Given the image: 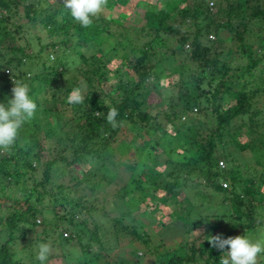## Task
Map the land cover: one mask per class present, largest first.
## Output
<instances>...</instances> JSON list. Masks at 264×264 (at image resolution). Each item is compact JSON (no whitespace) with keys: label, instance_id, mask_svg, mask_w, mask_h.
Returning <instances> with one entry per match:
<instances>
[{"label":"trees","instance_id":"obj_1","mask_svg":"<svg viewBox=\"0 0 264 264\" xmlns=\"http://www.w3.org/2000/svg\"><path fill=\"white\" fill-rule=\"evenodd\" d=\"M131 2L113 0L106 8L115 7L122 12L119 9ZM42 3L40 0H0V59L7 57L0 67V103L13 87L12 80H19L28 84L37 109L43 106L42 110L49 114L43 120L27 121L14 146L8 151L0 150L1 191L10 185L26 192L21 202L23 209L15 207L2 217L6 234L0 243V264H21L14 260L16 250L31 255L30 245L23 243L24 233L37 225L36 217L45 211L52 217L51 221L42 219L41 234L51 237L57 245L74 243L77 248L72 247L77 249L78 257L72 258L71 263L86 264L98 258L97 249L105 250L95 233L83 234L86 236L83 238L82 227L77 228L84 225L78 219L80 212L94 211L95 195L91 190L100 184L93 181L97 176L90 172L91 166L79 177L67 173V168L83 161L93 166L110 164L136 175L110 192L112 200H119L131 212H154L158 205L165 206L171 200L188 203L180 188L190 184L195 193L201 188L207 192L199 196L200 200L217 199V207L223 210L209 225V235L228 238L264 231V215H255L259 208H264V193L260 191L264 186V132L260 131L262 124L253 119L264 109L259 100L264 88L251 89L245 79L264 60V36L256 49L245 42L252 29L264 34V0H213L211 3L151 0L143 10L144 24L137 29L144 40L135 42L123 37L117 48L124 53L117 59L114 71L101 62L102 53L98 48L106 37L112 36L108 32L110 24H120L116 18L101 14L85 28L72 20L61 0H42ZM19 8L30 26L42 29L48 36L56 33L58 41L47 43L35 55L18 47L14 37L22 25L13 16L19 13ZM223 31L231 34L225 51L219 38ZM211 34L213 40L207 39ZM165 36H171L174 42L166 45ZM91 46L95 47V53L84 56L81 48ZM66 49L85 66L80 68L78 63L69 73ZM44 50L51 52L52 61L47 59V54L43 55ZM235 59L246 62L242 67L233 65ZM26 62L36 70L21 69L20 65ZM29 71L35 72L30 75ZM110 71L115 80L109 85L116 94L104 97L100 86L107 82ZM75 87L85 88L83 102L70 104L67 98ZM151 96L156 99L153 103ZM60 105L68 106V115H62L58 110ZM113 107L119 112L116 127L105 119L107 110ZM179 117L182 120L174 125ZM244 117L250 124L251 136L241 143L238 140L241 132L234 122ZM158 120L168 124L172 133L160 132ZM256 129L261 134L258 140L252 136ZM153 134L156 140L152 139ZM47 139L57 151L42 161V142H45L42 140ZM229 146L238 152H249L250 157L241 154L243 164L235 165L236 158L228 150ZM45 151L50 152L48 148ZM152 153L163 158V169L159 172H153L147 164L154 158ZM127 155L134 157L133 164L122 160ZM219 159L226 169L219 167ZM21 176L27 190L19 183ZM56 176L66 180L55 185ZM98 179L109 183L103 177ZM147 190L151 192L149 195ZM141 205L143 208L139 210ZM181 209L185 210L181 214L186 218L192 207L187 204ZM58 219L66 224L68 236H61L58 228L62 225L56 222ZM114 222L120 225L119 221ZM120 229L127 231L125 225ZM129 233L145 245L133 228ZM91 243H98L96 250H92ZM181 252L176 255L172 249L166 260L160 255L155 264H195L197 260L201 264H219L222 255L205 239L195 246L184 243ZM83 255L88 259L82 260ZM32 260L29 257L27 262Z\"/></svg>","mask_w":264,"mask_h":264},{"label":"rangeland","instance_id":"obj_2","mask_svg":"<svg viewBox=\"0 0 264 264\" xmlns=\"http://www.w3.org/2000/svg\"><path fill=\"white\" fill-rule=\"evenodd\" d=\"M131 1L132 2L130 5L123 9H119L123 10L122 12H118L117 10H115V7H110L111 9H109L108 7L105 8L104 12L102 13L106 14L109 17L116 18L117 21L120 22V26L115 23L110 24L108 32L112 36L106 37L104 42L98 48L102 53L101 62L105 64L107 69H110L111 71L112 69L114 71V67L117 63L116 61H118L117 59L122 53H124L121 48H117V45L123 42L124 36L135 42H141L144 40L143 34L138 32L137 29L144 24L142 18L143 10L146 8L145 5L151 0ZM188 1L192 2L194 0ZM211 1L213 0H207L208 3H211ZM40 2L42 3V0H40ZM112 2L113 0H108L107 6L112 4ZM45 3L46 2L42 3V5L39 7L40 10L43 6H45ZM1 12L3 13V10H1ZM17 12L19 13L13 16V20H17L22 25V30L19 32L18 36L14 37V42L24 52L30 55H35L36 52L41 47H44L47 43L58 41L59 36L56 33L48 36L42 29L30 26L27 23V20L24 19L23 15L20 13L22 12L21 8L17 9ZM219 36L221 44L223 46V51H225V49L229 48L228 39L230 38L231 34L223 31ZM263 36L264 34L261 32V30L259 31L256 29H252L250 34L246 35L245 42L247 44H251L253 48L256 49V44H258V42L260 41L259 39ZM213 38L214 36L212 34L210 37L207 36V39L209 40H213ZM163 41L167 45L173 43L174 38H172L171 36H165ZM44 52L45 53L43 55L47 54V59L49 61H52L53 56L51 52L49 50H44ZM81 52L84 56L88 57L89 55H93L95 53V47L91 46L87 49L81 48ZM65 54L69 56L66 59V66H69V73H71L73 72V69L78 66V63L80 64V60L77 57L73 56L68 49H66ZM220 56L223 59H226L225 54H222ZM6 58V56H3V58L0 59V67L4 65V61L6 60ZM245 62V59H235V63L232 62V64H241L242 67ZM28 64L29 62L23 63L22 65H20V68L23 70L26 68H32L36 70L33 64ZM82 66H85V64L79 65L80 68H82ZM111 71L110 74L106 76L108 77L109 81L107 80L105 84L102 83L100 86L103 89L104 97L106 94H108L109 96L116 94L113 93L114 91L109 85L115 80L114 78H111ZM33 72L35 71H29V74L31 75ZM245 79H247V82H249L251 89L252 87L257 88L258 86L264 88V60H261L258 65L252 68L250 70V74L245 77ZM262 94L263 96H260L259 98L261 99L259 100L260 103L264 105V93ZM115 98L118 99L116 96ZM8 99H11V89L10 91H8V93L5 94V96H3V103H6ZM46 99H48V95ZM155 100L156 99L154 96L150 97L151 103H153V101ZM42 108L43 106H40L36 110L32 119L43 120L49 115L47 111L42 110ZM58 110L62 112V115H68V106L66 105L58 106ZM191 111H194V108H192ZM245 118L246 117L239 118L234 122V126L237 127L241 132V134L238 136V140L241 143L250 140L251 136V132L248 129V126H250V124ZM253 119L258 124H262L263 127L260 128V131L262 130L264 132V109L260 111V114L257 116V118L255 117ZM51 120H53V118ZM181 120L182 118L179 117L178 121L174 122V125H178L179 121ZM163 122L158 120V124H160L159 131L172 133V128L168 124ZM260 131L259 129H256L254 135H252L253 138L255 137V139L257 138L258 140L261 137ZM151 137L154 140L157 139V136L155 134H153ZM42 141L45 142H42L44 150L42 151L41 159L42 161H45L48 160L52 154L56 153L57 148L54 149L53 144L50 143L51 140L49 139ZM47 148L50 150L49 153H46L45 151ZM228 150L231 151L236 158L235 165L240 164L241 166L243 164L244 161L241 158V154L250 157V154L247 151L238 152L231 146L228 147ZM152 155L153 153L151 154V156ZM152 157L154 158L150 161V163L147 162L148 166L153 170V172L161 171L163 169L162 156L154 155ZM122 160H124V162L128 164H133L135 162L134 157H131V155H127L125 159L123 158ZM222 162L223 161L219 159V167H221L220 165L223 164L222 167L226 169V167H224L226 165H224V163ZM57 166L60 167V164H58ZM88 167H90V172L94 173L98 178L103 177L109 180V183L101 181L102 179L99 180L97 177L93 179V181L96 180L97 182H100L96 190H91L92 194L95 195V202H93L95 209L92 212L81 211L78 215L80 217L78 219L84 222L83 226L77 227H82V236L83 234L90 236V234L95 233L97 241L100 242L99 245H101L102 250L105 249L104 251H98V249H95V246L98 245V243H91L90 245H93L91 246V248L94 247L92 250H96L99 255L97 259L93 261L89 260V262H87L86 264H155V261H157L158 256L160 255L163 260H166L167 257L171 254L172 249L174 254L176 255L183 254L181 252V245H184V243H186L187 245L193 243V245L195 246L202 239H205V237H207L210 233L211 226L209 225H211L215 221V218H217L218 215L223 212V210H221V207H217V199L211 198L203 199V201L200 200L199 196L207 192L204 188H201L198 193H195L194 191H191L190 184H185L180 188L182 190V195L184 194V197L187 198L188 203L180 204L177 200H171L170 202H167L165 206L158 205L157 209L154 212H131L127 210L119 200H112L110 192L113 191L114 186L119 187L128 178L135 179L136 175L134 173L129 175L124 171H120L119 169L114 168V166L110 164H95V166H93L84 161L78 162L71 168H67L66 171L70 174V176L79 177ZM34 168L36 169L37 166L35 165ZM17 169L22 171V168L20 167H17ZM21 177L22 178H20L19 183L24 186L23 189L27 190L24 176ZM65 180L66 179H63V177L60 178L59 176H56L53 181L56 185L59 182ZM188 182H190V180H188ZM191 183L195 182L191 181ZM17 191V189L11 188L10 185L6 186L3 191H1L0 189V243L5 239L6 234L2 222L3 215L19 207L23 209L21 202L26 198V192L22 193L21 191ZM260 191L264 193V186L260 187ZM146 193L147 195H149L151 192L150 190H147ZM180 197L181 194L179 195V198ZM16 199L17 201H15L14 203L13 200ZM29 201H33V198H30ZM187 204L192 207V210L185 218L184 214H181L185 213V210L181 209V207ZM142 208L143 206L141 205L139 210H142ZM255 215L263 216L264 208H259L256 211ZM178 216H180V218H177ZM51 217L52 214L46 211L42 214V216L36 217L37 219L35 223L37 225L31 230L25 231L23 242L24 244L28 243V246L30 245L29 252H31L32 256L28 255V252H19L18 250H16L14 260H18V262H20L21 264H39V261H37L36 259L37 245L43 242L49 243L52 249L49 256L50 258H48L46 264H73L71 263V261L74 258L78 257V251H76L77 247L74 243H70L68 245H57V243L53 239H51V237H46L45 234H41L42 219L45 218L46 221H51ZM53 221H55L54 217ZM114 221H119L120 225L115 224ZM56 222L62 225L58 228L61 232V236H68V231L64 229V226L66 224L64 222H61L60 219L56 220ZM121 225H125L127 227V231H121ZM132 228L140 235V238L145 241V245L140 244L141 240L131 238L129 231L130 229L132 230ZM197 231H199L200 234H198ZM262 234H264V231H262L261 233H257L256 235L253 234L252 236L250 233H246L243 235L256 240L259 239ZM85 237L86 236H83V238ZM72 246H75L76 248ZM155 247L157 248L155 251H153ZM29 257H32L33 260L27 262V259ZM66 258H70L71 260H66ZM81 258L82 260L88 259L87 255H83L81 256ZM201 263L202 261L197 260V263L195 264ZM257 264H264V254L260 255L257 258Z\"/></svg>","mask_w":264,"mask_h":264},{"label":"clouds","instance_id":"obj_3","mask_svg":"<svg viewBox=\"0 0 264 264\" xmlns=\"http://www.w3.org/2000/svg\"><path fill=\"white\" fill-rule=\"evenodd\" d=\"M63 9L68 12L72 20L81 27H90L94 19L105 10L108 0H61ZM11 99L0 103V150H10L19 135L22 126L31 120L37 110V105L30 96L27 83L12 80ZM83 87H75L68 95V103L79 104L83 102ZM118 110L113 107L107 110L106 122L112 127L118 126ZM198 234L199 231H197ZM208 244L220 250L222 255L219 264H257V258L264 254V234L253 240L245 235L222 238L221 235L205 237ZM225 249H227L225 251ZM49 243L37 245L36 259L39 264H46L50 254Z\"/></svg>","mask_w":264,"mask_h":264},{"label":"built area","instance_id":"obj_4","mask_svg":"<svg viewBox=\"0 0 264 264\" xmlns=\"http://www.w3.org/2000/svg\"><path fill=\"white\" fill-rule=\"evenodd\" d=\"M210 37V36H209ZM222 167V164L220 165ZM222 187H224V184H221Z\"/></svg>","mask_w":264,"mask_h":264}]
</instances>
